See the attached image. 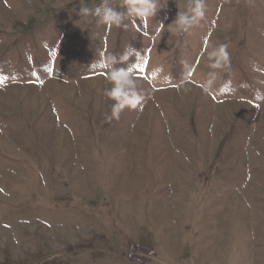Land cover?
Listing matches in <instances>:
<instances>
[{"label": "rangeland", "instance_id": "374dc122", "mask_svg": "<svg viewBox=\"0 0 264 264\" xmlns=\"http://www.w3.org/2000/svg\"><path fill=\"white\" fill-rule=\"evenodd\" d=\"M189 2L0 0V264H264V0Z\"/></svg>", "mask_w": 264, "mask_h": 264}, {"label": "clouds", "instance_id": "9594fccd", "mask_svg": "<svg viewBox=\"0 0 264 264\" xmlns=\"http://www.w3.org/2000/svg\"><path fill=\"white\" fill-rule=\"evenodd\" d=\"M125 11L117 10L109 4V0H102V3L94 9L87 6L79 8L81 16H95L99 23L107 25L120 26L125 19L139 18L145 19L153 17L160 7V0H127L125 4ZM205 13L204 0H190L185 11H178L176 18L169 27L175 26L180 32L187 31L192 25L197 23L199 19L203 18ZM130 51V50H129ZM129 53L126 51L125 55ZM210 60L214 62L210 64L212 68H221L227 65L229 61V54L227 52V45L222 44L209 53ZM104 60L111 66L115 64V56H106ZM158 71V69H157ZM215 73L210 74V79L207 81L208 86H211L214 81ZM109 79L112 81V87L106 90L105 95L109 98L118 101L113 107L111 115L107 118L109 121L113 118H119V112L123 107H134L140 102L142 97L135 92L132 93L130 100L132 102L124 104V94L129 91L127 85L135 84V80L131 72L126 69L112 68L109 73Z\"/></svg>", "mask_w": 264, "mask_h": 264}]
</instances>
